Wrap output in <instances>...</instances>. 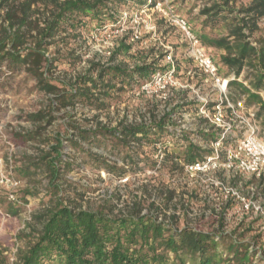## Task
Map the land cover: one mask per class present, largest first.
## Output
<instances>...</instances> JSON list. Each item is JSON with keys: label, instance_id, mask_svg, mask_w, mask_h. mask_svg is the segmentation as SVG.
<instances>
[{"label": "trees", "instance_id": "1", "mask_svg": "<svg viewBox=\"0 0 264 264\" xmlns=\"http://www.w3.org/2000/svg\"><path fill=\"white\" fill-rule=\"evenodd\" d=\"M152 3L153 0H0V68L5 65L12 71L23 69L37 90L49 97L48 108L29 114L28 121L50 124L56 111L73 109L76 103L90 110H105L104 99L116 91V84L122 91L157 70L146 64L130 69L114 63L116 55L129 49L120 44L110 56L111 63L91 61L86 73L60 79L51 74L58 60L51 53L46 55L59 36L62 46L56 45L53 54L64 51L66 56L71 55L67 36L83 27L86 20L103 25L117 21L123 6L147 8ZM228 3L229 0H214L200 11L204 30L215 32L220 25L225 34L210 36L201 32L197 37L207 49L220 52L218 66L234 75L228 84L229 99L244 98V106L254 109V121L264 129V38H253L259 31V22L264 21V0H253L248 8L236 11L228 9ZM163 121L75 127L70 135L57 136L47 151L23 157L14 170L15 181L26 179L31 185L18 197L16 194L17 203L24 206L29 204L28 198H37L39 204L21 235L28 242L17 250L12 264H219L224 255L230 264H252V254L246 246L232 242L221 232L223 216L216 229L199 228L203 217L198 219L197 228L180 227V215L173 204L175 191L161 182L109 186L103 189L99 201L93 202L88 194L99 188L67 178L85 164L115 179L151 169L157 163L144 158L142 145L166 138L172 146L159 164L161 168L167 163L171 169L181 168V164L192 163L207 153L188 140L185 146L180 145V138L168 131ZM43 130L38 126L15 132L12 141H37ZM63 141L73 150V158L63 156ZM100 150L114 160L108 162L98 153ZM77 157L81 159L79 164ZM116 161H121L123 167H118ZM37 175L47 181L42 192L39 183L33 181ZM6 213L18 217L22 208L8 204ZM214 222L213 218L210 227Z\"/></svg>", "mask_w": 264, "mask_h": 264}, {"label": "rangeland", "instance_id": "2", "mask_svg": "<svg viewBox=\"0 0 264 264\" xmlns=\"http://www.w3.org/2000/svg\"><path fill=\"white\" fill-rule=\"evenodd\" d=\"M213 1L153 0L152 7L137 8L132 5L121 7V14L117 21H106L103 25H97L96 22L86 20L82 24L83 27H79L77 31L70 33L71 36H67L68 49L72 51L71 55L66 56L64 51L53 54L56 45L59 48L62 46L60 41L62 36L54 40L56 44L52 45L46 54L49 56V53H51V56L58 60L56 69L51 70V74L53 77H59L60 79L65 76L74 78L79 74L86 73L91 61H100L102 64L111 63L110 56L113 55L120 44L129 49L116 55L114 60L116 64L122 63L130 69L142 64L152 65L153 69H161L165 66L164 51L172 49V57L179 66V70H185L191 66V63L184 56L185 47L181 43L180 34L166 20L162 11L168 15L167 19L170 15H177L185 19L197 36L201 32L210 36H221L225 32L222 31L220 25L215 27V32L204 30L202 27L204 17L200 15V11L211 6ZM218 1L221 2V0ZM252 1L229 0L227 8L234 11L248 8L252 5ZM157 4L160 5L161 12H158L157 9L153 10V7ZM258 26L259 31L254 35V39L264 38V21L261 20ZM75 34H77V37H72ZM108 52H110L109 56L107 55ZM210 54L215 62L219 63L220 52L210 49ZM154 63L155 65H153ZM220 72L224 76L231 75L221 67ZM95 74L93 73V76ZM142 79H145V77ZM238 80L241 82L243 78L240 77ZM114 83H116V80ZM135 87L136 83L123 87L122 91H118L120 85L116 84V91L110 92L109 97L104 99L107 104L105 110H90L88 107L76 103L73 109L68 107L56 111L54 113L55 120L50 124L41 123L38 125L29 122L27 116L40 110H46L49 106V97L37 90L35 82L23 69L12 71L5 65L0 68V264H12L16 259L17 250L26 246L28 239L24 238L25 235H21L22 232H25V223L30 221L29 215L34 209H37L39 204L37 198H28V205L23 206L17 203L18 194L29 186V180L21 179L18 182V187L13 189L5 183V179L15 181L17 177L14 170L21 165L23 157L36 156L39 154V150L47 151L50 146L55 144L57 136H68L75 131V127L89 128L99 123L110 127L118 124L148 125L150 121L155 120L159 105L144 98H135L133 96ZM185 96L187 99L192 97L188 92ZM198 125L202 124L198 123ZM257 125L259 137L264 139V129L259 124ZM38 126L43 127L44 130L40 132L37 141L26 144H18L12 141L13 133L30 131ZM187 137H190V135ZM211 138L210 135L197 134V142L202 147H207ZM185 140V138L180 139L179 144L185 146ZM152 145V142L149 144L143 143L141 150L145 154L144 158L155 161ZM63 147V156L73 158V150L67 145V142L63 141ZM98 153L109 160L108 162L114 160L104 151L100 150ZM152 153L153 155H151ZM80 162L81 159L78 158L77 163ZM116 162L118 167H123L121 161ZM165 165L161 168L159 164H156L155 167L135 175L126 174L120 179H115L104 171H98L85 164L69 173L67 178L89 183L94 189L99 188L98 191L88 194V198L93 202H98L103 189L109 188V186H125L130 183L137 185L147 181H150L151 184L161 182L175 191L173 204L175 203L177 206V215H180L179 226L187 225L197 228V215L213 211L217 202L201 200L202 190L207 191L208 189L203 186L198 187L197 178L187 179L181 169L182 167L171 169L169 163ZM139 166H142L141 162ZM44 178L43 175H37L33 180L39 183L37 186L41 192L47 184ZM260 193L264 195V190ZM9 195L14 196V201L9 199ZM3 202L5 204L1 205ZM8 204L21 206L22 213L14 218L7 215ZM227 218L229 222L234 221V216H230V213ZM212 220V216L206 219L203 218L201 219V225L205 229H210L212 228L210 227ZM236 235L239 238L243 237L241 240H254L250 237L254 236L253 233L245 236L238 233Z\"/></svg>", "mask_w": 264, "mask_h": 264}, {"label": "built area", "instance_id": "3", "mask_svg": "<svg viewBox=\"0 0 264 264\" xmlns=\"http://www.w3.org/2000/svg\"><path fill=\"white\" fill-rule=\"evenodd\" d=\"M159 7L157 4L153 10L161 12ZM162 12L178 30L185 47L184 56L191 66L180 71L172 49L164 51L165 66L140 79L133 96L158 104L155 122L164 120L168 131L207 152L192 163L181 164L187 179L197 178V186L208 189L202 190L201 200L217 202L213 211L197 215V221L212 216L215 220L212 229H216L219 217L223 216L221 232L232 242L246 246L252 254V264H264V195L260 193L264 190V139L259 137L254 109L244 106V98L229 99L228 84L234 75L221 74L210 49L202 45L188 22L177 15L167 19L168 15ZM187 92L192 95L189 99L185 96ZM197 134L214 138L207 147H202L197 142ZM152 146L154 159L160 164L172 144L166 138ZM5 183L13 189L18 187L14 180L5 179ZM13 197L9 195L11 201ZM229 213L234 216L232 222L227 218ZM201 223L200 220L199 228L203 227ZM236 233L241 236L253 233L250 237L254 240H241L243 237L239 238ZM223 258L219 264H230L225 255Z\"/></svg>", "mask_w": 264, "mask_h": 264}]
</instances>
